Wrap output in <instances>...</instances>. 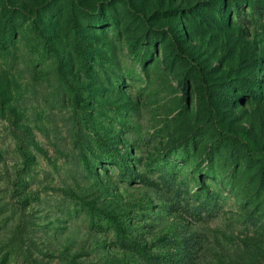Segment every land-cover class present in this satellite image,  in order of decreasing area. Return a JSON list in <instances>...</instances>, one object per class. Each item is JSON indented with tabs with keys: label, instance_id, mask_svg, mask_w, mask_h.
Instances as JSON below:
<instances>
[{
	"label": "rangeland",
	"instance_id": "obj_1",
	"mask_svg": "<svg viewBox=\"0 0 264 264\" xmlns=\"http://www.w3.org/2000/svg\"><path fill=\"white\" fill-rule=\"evenodd\" d=\"M156 256L264 264V0H0V264Z\"/></svg>",
	"mask_w": 264,
	"mask_h": 264
},
{
	"label": "trees",
	"instance_id": "obj_2",
	"mask_svg": "<svg viewBox=\"0 0 264 264\" xmlns=\"http://www.w3.org/2000/svg\"><path fill=\"white\" fill-rule=\"evenodd\" d=\"M155 38V37H154ZM221 134H223V135H221V137H220V139L219 140H217L214 144H213V147L214 148H216V147H219L220 146V144H221V139H225V138H227V136L223 133V132H221ZM112 155V154H111ZM109 156V159H113V156ZM90 213H91V215L92 216H94L95 214H97V215H103V216H105V218L106 219H108L113 225H114V227H115V229L117 230V231H120V226H119V224H118V222H116L115 221V218H113V217H110L109 215H106V214H103L100 210H98V209H96L95 207H93V206H90ZM126 246H128V247H130V248H132V249H134V250H137L140 254H142V255H144V256H146V258L147 259H149V257H148V255L145 253V251H143L142 249H138V247H137V245L136 244H134V243H128V244H125ZM150 262H151V264H162V262L160 261V258L159 257H154V259L153 260H150Z\"/></svg>",
	"mask_w": 264,
	"mask_h": 264
}]
</instances>
